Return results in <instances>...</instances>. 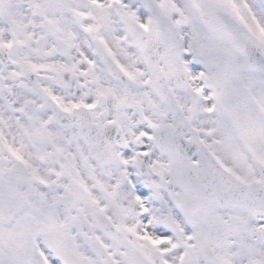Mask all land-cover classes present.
<instances>
[{"label":"snow or ice","instance_id":"obj_1","mask_svg":"<svg viewBox=\"0 0 264 264\" xmlns=\"http://www.w3.org/2000/svg\"><path fill=\"white\" fill-rule=\"evenodd\" d=\"M0 264H264V0H0Z\"/></svg>","mask_w":264,"mask_h":264}]
</instances>
